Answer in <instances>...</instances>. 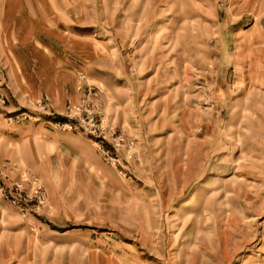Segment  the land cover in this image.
<instances>
[{
	"label": "rangeland",
	"instance_id": "374dc122",
	"mask_svg": "<svg viewBox=\"0 0 264 264\" xmlns=\"http://www.w3.org/2000/svg\"><path fill=\"white\" fill-rule=\"evenodd\" d=\"M0 161V264H264V0H0Z\"/></svg>",
	"mask_w": 264,
	"mask_h": 264
},
{
	"label": "built area",
	"instance_id": "2783aa9c",
	"mask_svg": "<svg viewBox=\"0 0 264 264\" xmlns=\"http://www.w3.org/2000/svg\"><path fill=\"white\" fill-rule=\"evenodd\" d=\"M81 81L87 79V75L84 71H79L78 74ZM81 89V86H79ZM36 108L47 113H51L54 110V103L50 95L43 94L37 99ZM67 116L72 118L77 112L80 111V105L70 102L67 106ZM10 124L15 119L16 122L21 121V115H16L9 118ZM72 128L73 126L70 125ZM20 171V167L16 164L0 161V179L3 182L10 180V171ZM2 194L11 201V203L17 207L24 217H29L38 214V210L46 203V199L43 195V186L40 179L33 172L28 170L21 171V178L19 180H12V184L4 192L1 188ZM35 229V227H34Z\"/></svg>",
	"mask_w": 264,
	"mask_h": 264
},
{
	"label": "crops",
	"instance_id": "0c3cea01",
	"mask_svg": "<svg viewBox=\"0 0 264 264\" xmlns=\"http://www.w3.org/2000/svg\"><path fill=\"white\" fill-rule=\"evenodd\" d=\"M53 98L55 99V101L57 100L56 102H57V104L59 105V107H62V106H63V102H62V100L60 99V97L54 95ZM79 138H80L81 141L87 143V140H88V139H86L85 137L82 136V137H79ZM46 194H47V192H46Z\"/></svg>",
	"mask_w": 264,
	"mask_h": 264
}]
</instances>
